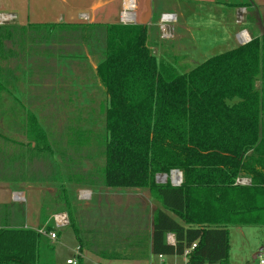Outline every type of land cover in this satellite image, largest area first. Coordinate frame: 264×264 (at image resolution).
Instances as JSON below:
<instances>
[{
    "label": "trees",
    "instance_id": "16d2710c",
    "mask_svg": "<svg viewBox=\"0 0 264 264\" xmlns=\"http://www.w3.org/2000/svg\"><path fill=\"white\" fill-rule=\"evenodd\" d=\"M57 28L72 32L81 53H87L81 57L88 55L95 64V82L105 96L100 107L102 132L96 134V128L87 125L93 139L81 141L78 156L66 157L63 149L54 150L46 135L36 131L35 120L28 123L34 142L31 182L54 185L59 191L46 193L47 198L44 193L48 202L42 205L39 223L44 234L39 229H0V264H56L46 235L54 231L50 217L61 212L68 215L78 253L86 250L109 259L146 257L145 214L113 208L97 216L99 223L92 228L81 229L93 212L78 208L72 190L81 189L148 191L161 206L152 219L153 256L180 257L195 244L185 264H228V228L264 227V38L181 72L171 62L156 59L144 26L28 29L44 32L42 42L49 43ZM25 32L0 25V95L15 78L7 66L14 56L7 44H21ZM79 128L73 133L82 135ZM5 158L0 155V172L8 177ZM83 161H91L94 169L81 168ZM174 170L181 173L179 187L169 181L156 183L157 175ZM242 179L249 185L237 183ZM168 235L174 237V245L167 243ZM101 236L109 238L110 245L102 244ZM76 264L86 263L76 256Z\"/></svg>",
    "mask_w": 264,
    "mask_h": 264
},
{
    "label": "crops",
    "instance_id": "0c3cea01",
    "mask_svg": "<svg viewBox=\"0 0 264 264\" xmlns=\"http://www.w3.org/2000/svg\"><path fill=\"white\" fill-rule=\"evenodd\" d=\"M122 1L0 0V15L14 17L12 22L5 25L23 28L27 31L22 41L24 43H18L16 46L7 44L9 51L14 52V56L9 57L7 66L15 78H11L7 91L0 95V108L7 103L10 118L25 119L28 123L35 120L38 124L43 117L41 107H39L40 103H48L51 100L45 92L41 93L42 88L50 86L56 89L52 98L57 102L56 99L59 97L57 95L72 96L77 90L75 87L80 82L91 81V79H86L90 76L88 73L94 75V62L88 55L84 59L81 57L87 53H81V45L73 38L72 32L57 28L58 32L54 41L43 43L40 35L44 32H32L28 29L29 27L119 25ZM134 2L135 23L133 25L144 26L147 29V44L156 59L158 61L165 59L178 70L183 68L191 70L213 56L239 47L236 36L242 30L246 31L251 40L264 38V0H134ZM165 13L174 14L176 24L173 39L163 42L159 38L157 23L159 16ZM29 36L35 40L29 39ZM92 88L94 89L89 98H93V102L88 115L93 114L94 107L100 110L101 105L105 103V96L101 94L102 89L95 82V77ZM32 102L37 103L36 109L31 107ZM58 102L61 103L60 100ZM70 102L74 101L70 100ZM62 106L60 108L63 112ZM70 111L71 108L68 112ZM34 114L38 115V118ZM28 123L22 128L10 126L8 129V134L17 137V140L8 138L6 141V138L1 137L0 132V155L6 157L5 160L8 161V177L0 175V229L23 228L35 231L39 229L41 196L46 193L47 186L31 182L33 165L31 152L34 142ZM36 131L47 135L46 127H42L41 124L36 126ZM18 135H22L21 140L18 139ZM242 180L245 185H249V180ZM81 192H89V199H79ZM113 192L115 191L84 189L78 193V201L87 203L86 206L90 207L91 211L93 210L91 220L88 219L85 226L89 224L88 228H92L95 223H99L97 216L113 208L131 209L134 212L140 210L148 221L147 256L142 259H109L86 250L78 253L74 233L72 232V236L66 233L63 238L60 233L62 230H60L56 241L58 240L64 247L66 243L67 249L72 252L71 257L66 258L60 264H65L68 260H76V256H79L86 264L186 263L185 256L155 257L151 254L150 236L153 214L161 209V206L148 191H129L134 201L132 205H114L110 201ZM16 194L22 198L21 201L14 199ZM109 240L106 236L100 239L102 244L107 245H110ZM70 241H74L72 246H70ZM228 245V264H249V259L257 261L258 264L257 253L263 252L264 249V227H229Z\"/></svg>",
    "mask_w": 264,
    "mask_h": 264
},
{
    "label": "rangeland",
    "instance_id": "374dc122",
    "mask_svg": "<svg viewBox=\"0 0 264 264\" xmlns=\"http://www.w3.org/2000/svg\"><path fill=\"white\" fill-rule=\"evenodd\" d=\"M163 42H165V41H163ZM180 71L185 72V71H188V69L183 68ZM88 75H90V76L86 77V79H91V81H89L87 83L80 82V84L77 87H75V89H77V90L81 89V90H78V91L76 90L72 96L67 95L65 97V96L57 95V96H59L56 99L57 102L55 101V99L52 98V94L54 95L56 89L51 88L50 86L49 87L46 86L45 89L44 88L41 89V93L45 92L48 95L49 99L51 98V100L48 101V103H46V102L40 103L39 107H41V114L43 115V117L41 119V122L38 124L39 125L41 124L42 127H46V133H47L46 138L48 140L50 147L54 148V150L58 149V148L63 149L65 151L66 157H69L70 154H73L75 157L78 156L77 151L81 152L82 149H80V148L82 146H84V143H82V142H85L86 139H88V140L93 139V137L90 138V132L88 130H85L87 125H89V126L91 125V127L94 129L96 128V131L94 132L96 134H101V132H102V128L100 126V125H102L101 124L102 123V121H101L102 117H100L102 110H98L97 107H94L93 108V114L90 113V115H88V111L91 110L92 102H93V98H89V96L91 95V93L94 89V88H92L93 82H94V75L92 73H90V74L88 73ZM257 87L259 88V83H257ZM58 94H60L59 90H58ZM101 94H103V91ZM59 100L61 101V103L58 102ZM70 100H73L74 102H70ZM62 103H63V106H62ZM31 105H32L31 107L33 109H36L37 103L32 102ZM8 106L9 105L7 103H5L2 105V108H0V112H2V113H0V132L2 134L1 137L6 138V141L8 140V138H11V140H14V138H16V140H17V137L8 134L9 133L8 129L10 128V126H18V127L22 128L26 125V123H28V120L10 118V115L8 114L9 113L8 112ZM60 106L63 107V112H62V109L60 108ZM70 108H71V111L68 112ZM34 115L36 118H38L37 117L38 115H36V114H34ZM84 120H90L92 123L94 121V123L89 124L88 122H86ZM79 127H81V129L84 130L82 135L81 134L78 135V134L73 133V130L75 129L77 131L80 129ZM69 128H71V130ZM18 139L21 140L22 135H18ZM68 140H69V143H71V144L68 143ZM78 140H79V142H78ZM54 144L56 147L54 146ZM74 147H75V150H74ZM93 152H94V150H93ZM75 159L77 160L78 158H75ZM96 162L100 165V163H102V158L96 159ZM98 164H96L94 161V165L97 166ZM80 166H81V168H83L82 166H84L85 169H87V170H91L92 168L94 169V166L92 167L91 161H89V162L83 161ZM0 174H2V173L0 172ZM162 176L163 175H157L155 177L156 183H158V184L164 183L165 184L169 181L168 179L163 180ZM43 186H47L46 187L47 191L45 190V192L48 194H55L56 191L57 192L59 191L58 188H56L54 185H51V187H50V185L48 186V185L43 184ZM56 186H58V185H56ZM83 190L84 189L77 190V191L75 190L76 192L74 190H72V191L74 193H76V195H78V193L80 191H83ZM96 190H100V189H96ZM126 192H128V193H125V191L124 192H121V191L113 192V197H111L112 199L110 201L114 205H118V204L132 205L134 203L133 197L129 193V191H126ZM46 193H45V198H47ZM45 198H44V194H43V196H41V204H40L41 208H42L43 203L48 202V199H45ZM76 199H77V197H76ZM76 203L78 205V208L81 209L82 212L86 211V210H87V212H90V207L86 206L87 203L82 202V201H78V199L76 200ZM49 207L51 208V206H49ZM41 208H40V210H41ZM87 214L89 217L90 213H87ZM78 226L81 227L79 224H78ZM87 226H89V224L86 225V227ZM82 227L83 228H81V229H84L85 224ZM239 227H242V226H239ZM246 228H249V227H246ZM64 229H66V230L63 231V229H62V231L60 232L61 236H63V238H64V234H66V233L70 234V236H72L71 234L73 232V229L71 227L68 226ZM57 241L50 242L54 247V251L52 254L51 261L56 263V264H60L61 262H64L66 258L71 257L72 252H70L67 249L68 245L66 243H65V247H64L62 244L59 243V241L58 242ZM69 243H70V246H72V243H74V241H70ZM257 254H259V252ZM249 264H257V261L254 262L252 259H249Z\"/></svg>",
    "mask_w": 264,
    "mask_h": 264
},
{
    "label": "built area",
    "instance_id": "2783aa9c",
    "mask_svg": "<svg viewBox=\"0 0 264 264\" xmlns=\"http://www.w3.org/2000/svg\"><path fill=\"white\" fill-rule=\"evenodd\" d=\"M122 10L119 15V21L122 25H133L135 23V17L133 14L135 2L134 0H123L122 1ZM14 20L12 15H0V25H5ZM240 22V20H239ZM176 24V16L171 13L161 14L158 19L157 27L159 32V38L161 41H168L173 39L174 36V25ZM237 40L240 46L248 44L251 39L246 31H240L237 34ZM163 177V176H162ZM169 180V183L174 187H179L181 185V173L178 171H171L169 175L163 177V180ZM165 182V181H164ZM237 183L240 185H245L243 180H237ZM79 199L88 200L90 197L89 192H81L79 193ZM16 201H21L22 198L16 194L14 196ZM50 221L53 224L54 231L48 233L46 236L50 241H56L57 235L56 231H60L69 226V218L65 212L55 213L50 217ZM38 232L40 234H44L43 229H39ZM168 244L174 245V238L172 235L168 236ZM195 248V244L191 245V248L184 252L183 256H186L192 249ZM161 257V256H159ZM66 264H76V260H68ZM258 264H264V252H260L258 254Z\"/></svg>",
    "mask_w": 264,
    "mask_h": 264
},
{
    "label": "water",
    "instance_id": "95a60500",
    "mask_svg": "<svg viewBox=\"0 0 264 264\" xmlns=\"http://www.w3.org/2000/svg\"><path fill=\"white\" fill-rule=\"evenodd\" d=\"M174 171H176V170H174ZM163 177H166V175H163ZM162 184H164V183H162Z\"/></svg>",
    "mask_w": 264,
    "mask_h": 264
}]
</instances>
